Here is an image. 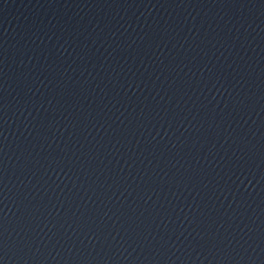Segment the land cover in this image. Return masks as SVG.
<instances>
[{
	"label": "water",
	"instance_id": "1",
	"mask_svg": "<svg viewBox=\"0 0 264 264\" xmlns=\"http://www.w3.org/2000/svg\"><path fill=\"white\" fill-rule=\"evenodd\" d=\"M0 264H49L34 125L7 0H0Z\"/></svg>",
	"mask_w": 264,
	"mask_h": 264
}]
</instances>
